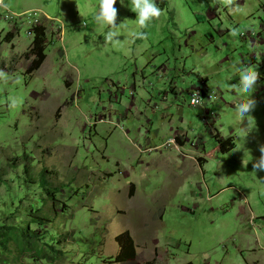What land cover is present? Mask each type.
<instances>
[{
	"label": "rangeland",
	"instance_id": "rangeland-1",
	"mask_svg": "<svg viewBox=\"0 0 264 264\" xmlns=\"http://www.w3.org/2000/svg\"><path fill=\"white\" fill-rule=\"evenodd\" d=\"M99 2L4 0L57 17L63 41L48 27L47 57L28 76L27 25L7 40L0 20V264H108L126 231L139 264H264V172L252 169L264 75L241 118L236 104L249 93L233 72L264 74V0H156L161 15L144 38L131 35L140 29L121 0L118 42L94 20ZM202 76L223 93L214 123L190 105ZM230 137L235 148L220 151Z\"/></svg>",
	"mask_w": 264,
	"mask_h": 264
},
{
	"label": "clouds",
	"instance_id": "clouds-1",
	"mask_svg": "<svg viewBox=\"0 0 264 264\" xmlns=\"http://www.w3.org/2000/svg\"><path fill=\"white\" fill-rule=\"evenodd\" d=\"M120 3L121 0H100L98 5V11L94 14V20L101 28L107 26L110 30L104 33V39L107 42H118V36L116 31L113 29L126 27L121 23H116L117 18V8L114 4ZM131 11L135 13L136 24L140 31L132 32L131 35L134 38H144L145 32L142 29L148 27L153 19L158 18L161 15V10L158 7L156 0H130ZM233 4V0H224V6L229 7ZM233 35H236L235 30H233ZM233 72L239 75V88L244 93H249L244 96L236 104V112L239 117L244 118L246 116H251V111L256 107V100L251 97L252 90L257 87V82L260 80L261 76L264 75L257 70L256 67H252L246 64H240L239 66H233ZM198 93L193 90L191 103H199ZM251 124L252 121L249 120ZM174 143V141H172ZM259 152L261 155L257 160L252 161V169L255 173L256 171L264 172V144L259 146ZM248 163V162H247ZM264 178V177H262ZM264 181V179H262Z\"/></svg>",
	"mask_w": 264,
	"mask_h": 264
},
{
	"label": "built area",
	"instance_id": "built-area-1",
	"mask_svg": "<svg viewBox=\"0 0 264 264\" xmlns=\"http://www.w3.org/2000/svg\"><path fill=\"white\" fill-rule=\"evenodd\" d=\"M0 9L2 14L0 15V20H5L10 24V31L13 35L18 30V27L21 25H27L26 34L33 37L34 28L43 27L48 32V27L51 29L49 34L52 31H56L58 39L60 42L63 41V24L57 17H51L46 12L37 9L35 7L28 8L21 12L11 11L5 5L4 0H0ZM47 34V35H49ZM242 38H251L254 37V32L252 30H245L241 32ZM193 90L198 93L199 103L192 104L190 101V105L195 109H205L203 121L204 123H208L209 121H213L216 116H218V100H219V91L213 88L207 79L200 78L198 85H193L191 89L188 91L190 98H192ZM173 140L169 141V145H175Z\"/></svg>",
	"mask_w": 264,
	"mask_h": 264
},
{
	"label": "trees",
	"instance_id": "trees-1",
	"mask_svg": "<svg viewBox=\"0 0 264 264\" xmlns=\"http://www.w3.org/2000/svg\"><path fill=\"white\" fill-rule=\"evenodd\" d=\"M167 5V0H162L161 8H164ZM14 35L11 32H8L6 35L7 40H11ZM47 35L45 28L43 27H36L34 28V34L31 39V43L28 48L22 53V57L29 62V65L25 71L28 76H31L34 72L38 71L42 64L46 59V46L47 40L49 38ZM220 144V151L222 152H229L235 148L234 138L230 137L226 141L221 140ZM130 197L134 196V186H131L130 190ZM10 230V229H9ZM12 233H7L6 236L2 239V243L4 244V248L7 247V244L10 243V240H15L20 238L21 236H25V231L19 232L11 237ZM117 245L119 246V254L114 257L110 258L107 262L108 264L113 263H131L135 264L137 258V251L135 243L128 231L120 234L115 238ZM192 264V263H188Z\"/></svg>",
	"mask_w": 264,
	"mask_h": 264
},
{
	"label": "crops",
	"instance_id": "crops-1",
	"mask_svg": "<svg viewBox=\"0 0 264 264\" xmlns=\"http://www.w3.org/2000/svg\"><path fill=\"white\" fill-rule=\"evenodd\" d=\"M30 7H32V6H30ZM14 38V37H13ZM12 38V39H13ZM11 39V40H12ZM12 46H14V43L12 44ZM46 57H47V55H46ZM151 67H153V68H155V65H153L152 63H151V65H150ZM157 67V66H156ZM136 68V67H135ZM135 73V72H134ZM140 77L141 75L139 74V75H137V76H135V74L133 75V77H135L134 78V82H136V80H137V77ZM202 77H204V78H207L208 79V81L210 82V80H209V78L207 77V76H202ZM212 85V84H211ZM215 86V87H214ZM212 85V87L213 88H215L217 91L219 90L220 91V93L222 92V90L219 88V87H217L216 85ZM221 94H223V93H221ZM221 94H220V97H219V100H218V102H219V105L217 106L218 107V110H219V107H220V105H221V103H222V97H221ZM167 107L168 108H171V107H173V104H168L167 105ZM221 108V107H220ZM201 111V113L203 114L204 112H205V109H201L200 110ZM220 133V132H219ZM155 138V139H154ZM154 138H153V142H156V138L157 139H159L160 140V137H159V135L158 134H154ZM162 139V138H161ZM160 142H161V140H160ZM182 156V155H181ZM180 155L178 156V158L177 159H179L180 161L182 160V161H186L185 160V157H181ZM134 186V185H133ZM134 192H135V187H134ZM132 237V239H133V236H131ZM133 241H134V239H133ZM135 243V242H134ZM139 260V253H138V250H137V258H136V261H135V264H139V263H141V262H143V261H138ZM121 264H131V263H121Z\"/></svg>",
	"mask_w": 264,
	"mask_h": 264
}]
</instances>
